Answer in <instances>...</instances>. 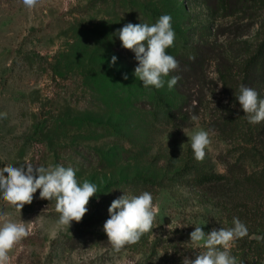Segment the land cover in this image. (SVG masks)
<instances>
[{
    "label": "rangeland",
    "instance_id": "1",
    "mask_svg": "<svg viewBox=\"0 0 264 264\" xmlns=\"http://www.w3.org/2000/svg\"><path fill=\"white\" fill-rule=\"evenodd\" d=\"M143 6L170 15L188 48L201 44L211 55L208 81L193 89L202 100L198 121L179 130L153 121L148 109L155 92L167 106L178 104L171 77L160 89L145 88L134 74L135 53L117 35ZM263 35L261 0H248L243 11L209 8L202 0H40L33 9L22 0H0V114L6 113L0 115V169L25 161L62 165L79 183L97 186L87 213L69 229L58 224L55 200L41 199L39 189L20 212L0 193V214L31 233L9 252L8 264H183L206 251L190 243L195 227L205 234L230 229L226 217L233 209L248 227L264 216V193L252 192L238 176L221 191L192 182L193 168L232 177L230 165L246 174L264 167V121L245 119L233 136L215 129L239 111L220 86L218 65L236 75ZM260 94L264 99V85ZM198 129L211 139L203 161L194 158L188 138ZM144 191L160 208L152 231L119 252L101 245L93 234L105 233L112 201Z\"/></svg>",
    "mask_w": 264,
    "mask_h": 264
},
{
    "label": "clouds",
    "instance_id": "2",
    "mask_svg": "<svg viewBox=\"0 0 264 264\" xmlns=\"http://www.w3.org/2000/svg\"><path fill=\"white\" fill-rule=\"evenodd\" d=\"M22 3L33 9L40 0H22ZM171 21L170 15H161L152 25L127 23L117 31L123 48L135 53L138 66L134 74L145 88H162L164 78L179 67V62L166 51L173 46L175 40ZM115 62L116 57L113 56L112 63ZM124 79H127L126 75ZM179 79L180 77L173 76L168 80L169 89ZM236 99L250 124L264 121V99H258V93L254 89L241 85ZM0 115L6 117V113ZM191 120L198 121V117L192 115ZM183 131L186 134V130ZM188 138L194 158L203 161L206 149L211 144L209 131L198 129ZM38 189L41 199L55 200L56 211L60 213L58 224L68 229L71 222L79 223L82 220L88 211L90 198L97 193L95 184L88 181L79 183L75 171L62 165L34 167L33 163L25 161L20 167L7 165L0 169L2 198L19 212L26 204L32 203L33 195ZM108 212L110 218L104 223L103 230L113 249L119 252L125 245L139 242L144 234L152 231L160 208L153 203L152 194L144 191L138 196L125 194L113 200ZM233 225L230 229L212 230L208 234H205L202 227H195L190 233V243L206 251L198 253L194 260L184 258L183 264H237L236 258L230 255L231 247L235 240L248 235V229L237 217L233 218ZM30 234L25 223L12 222L0 214V264H8L9 252Z\"/></svg>",
    "mask_w": 264,
    "mask_h": 264
},
{
    "label": "trees",
    "instance_id": "3",
    "mask_svg": "<svg viewBox=\"0 0 264 264\" xmlns=\"http://www.w3.org/2000/svg\"><path fill=\"white\" fill-rule=\"evenodd\" d=\"M209 8H222L223 10H244L248 0H202ZM264 4V0H261ZM142 15L138 16L132 13L129 16V22L133 24L147 23L152 25L156 23L162 15L157 11L148 9L143 6ZM204 46L196 44L193 47H187L186 33L175 32V40L173 46L169 47L166 51L172 55L178 62L179 67L177 70L172 71L169 76H178L175 88L179 91L181 99L176 106H167L166 98L155 92L149 104V111L153 121L161 118L163 122H167L174 129L179 130L187 127L191 120L192 115L198 116L202 100L194 97V87L196 84L201 87L207 80L206 76V62L211 60V55L208 51H203ZM218 64H220L218 62ZM217 75L218 81L226 88L229 93V98L234 105L238 106V115H233V110L230 111L221 123L217 124L215 129L220 133L233 136L234 134L242 133L245 125L246 115L242 110L236 96L239 95L240 86L249 87L258 93V99H263L261 96L262 86L264 85V35L253 48L251 54L244 60V63L236 75L233 74V69H229L226 65H218ZM129 93V91H127ZM141 102V101H139ZM161 106V108H160ZM232 114V115H231ZM257 126V125H256ZM257 128V127H256ZM240 165H230L228 173L232 177L220 175L213 172H206L199 168H193L192 182L197 187H207L211 190L221 191L232 183V178H237L242 181L252 192L259 194L264 193V167L257 173L246 174ZM234 176V177H233ZM235 180V179H234ZM146 184V180H140ZM222 204L220 200L216 204ZM236 210V209H235ZM230 212L226 217L229 222H233V218L237 217L241 221V211ZM235 211V212H234ZM258 213V207L254 210V215ZM257 217V216H256ZM260 219L253 221L248 229V235L242 239H237L233 242L230 255L236 258L237 264H262L264 261V216L261 213ZM242 222V221H241ZM234 227V225L232 226ZM96 240L101 245H110L106 233L93 234ZM132 244L125 245L129 247Z\"/></svg>",
    "mask_w": 264,
    "mask_h": 264
},
{
    "label": "water",
    "instance_id": "4",
    "mask_svg": "<svg viewBox=\"0 0 264 264\" xmlns=\"http://www.w3.org/2000/svg\"><path fill=\"white\" fill-rule=\"evenodd\" d=\"M169 221H168V219H165V223H168Z\"/></svg>",
    "mask_w": 264,
    "mask_h": 264
}]
</instances>
